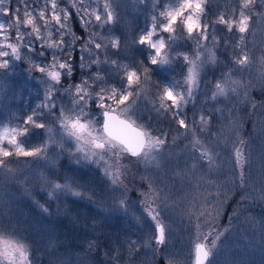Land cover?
Here are the masks:
<instances>
[{"label": "snow or ice", "instance_id": "6c2138e0", "mask_svg": "<svg viewBox=\"0 0 264 264\" xmlns=\"http://www.w3.org/2000/svg\"><path fill=\"white\" fill-rule=\"evenodd\" d=\"M114 3L115 0H0V76L7 75L15 61L26 59L28 72L40 73L41 83L45 85L43 101L23 117L15 118L17 123L0 121V177L13 175L15 169L11 165L18 163L19 158L48 159L51 146L63 151L65 143L71 141V154H79L76 163L95 164L102 172L107 186L100 190V202L110 198L112 211L126 215L129 201L125 180L131 174V167L143 164L147 168L151 163L159 168L165 146L174 132L171 142L186 141L183 152L187 157L176 175L184 179L191 176L197 187L207 183L217 188L211 200L201 194L198 203L189 202V207L183 210L190 221H196L194 264H215L214 250L223 235L215 228V221L222 215L229 193L224 191L227 185H215L203 176L197 178L195 172L205 163L209 170L216 165L220 155L217 149L222 142H231L225 137L224 128L239 135L242 121L235 115V105L216 107L222 100L239 96L241 88L247 98L254 81L233 79L235 73L248 71L258 62L259 74L264 79V53L257 60L247 48L245 36L254 17L264 18V0H234L225 10L215 12L209 7L211 0H151V23L131 40L127 37L122 40L109 27L116 23ZM74 17L87 32L86 38L76 35L71 25ZM219 33H226L229 38L222 41ZM221 48L227 53L226 61L218 55ZM125 49L138 51L141 58L129 57ZM217 65H223L220 75L197 110V93L202 83L208 87L203 74L207 67ZM77 67L81 73L79 81L65 87L64 81L74 79ZM177 68L181 70V79H169ZM153 73L164 79L153 81ZM58 96H67L69 103H58ZM141 99L148 101L149 111L158 119L168 120L169 130L153 127L151 116L146 123L141 122L138 107ZM190 103L193 104L191 116ZM214 114L228 121L219 133L211 131ZM34 135L46 138L31 145L29 138ZM231 159L238 171L229 183L235 188L238 180L239 187L245 189L241 199H247L251 193L246 190L247 158L242 147L234 144ZM41 179L50 185L47 195L51 200L61 195L75 198L85 195L81 191L84 186L68 177L60 182L41 174ZM140 179L143 199L138 219L150 221L145 246L154 242L159 250L171 234L160 210V202L167 196L153 179L147 176ZM86 191L90 202L97 197L95 189ZM259 198L264 199V185ZM202 224L208 226L207 232L200 230ZM32 243L21 235L10 210L6 212L0 205V264H34ZM121 243L126 246L128 257L124 258L120 248L112 247V264H120L122 259L124 264H132L133 252L140 248L139 241L127 239ZM94 244L89 241V249ZM49 246L55 247L51 241ZM192 251L190 248V256ZM178 256L161 253L166 264H181ZM60 264L68 262L61 260Z\"/></svg>", "mask_w": 264, "mask_h": 264}, {"label": "rangeland", "instance_id": "374dc122", "mask_svg": "<svg viewBox=\"0 0 264 264\" xmlns=\"http://www.w3.org/2000/svg\"><path fill=\"white\" fill-rule=\"evenodd\" d=\"M233 2L234 0H211L209 7L211 12L223 11ZM113 7L116 13V23L109 27L113 34L120 36L122 40L125 37L131 40L133 36L138 35L151 23L153 12L151 0H115ZM211 12L209 18H211ZM74 19L76 18L72 19L71 25L77 35ZM219 34L222 41L229 38L226 33ZM84 35L82 38L87 37V32L84 31ZM245 36L247 48L254 53L258 60L264 53V18L254 17L250 22L249 32L245 33ZM231 39H235V37H231ZM82 42L83 40L77 42V47ZM123 51L129 57L141 58L138 51L132 49ZM22 55L24 54L22 53ZM76 55L78 57L79 54ZM218 55L222 61L228 59L223 48L219 50ZM222 68L223 65H217L215 68L209 66L205 70L204 81L208 83V87L205 88L202 83L201 89L197 93L195 101L197 110L201 108L205 95L210 94L211 84L220 75ZM180 72L181 70L177 68L176 72L171 73L168 78L179 81L181 79ZM259 73L258 62L248 71L235 73L233 79H240L245 83L254 81L253 87L248 89L247 98L243 95L241 88L239 96H232L228 101L222 100L216 107L227 105L228 108H231L235 105L237 109L235 115L242 121L239 125V135H234L232 130L224 128L225 137L231 142H222L220 148L217 149L220 155L216 165L209 170L205 163L195 172L197 178L203 176L205 181H213L215 185H227L224 191L229 193V200L222 215L215 221V228L223 233L214 250L215 264H264V199L259 198L260 188L264 185V96L257 97L261 92L260 89L264 88V79H261ZM80 74V69H78L74 79L65 80L64 86L78 82ZM40 76L41 74L38 72H28L26 59L15 61L8 70V74L0 76V121L6 124H15L17 123L15 118L23 117L31 108L43 101L45 85L41 83ZM157 79L163 80L164 77L159 73H153L152 80ZM112 82L115 83V81ZM57 102L67 105L69 98L58 96ZM211 106L210 103L209 107ZM138 107L142 123H146L147 118L151 116L153 127L169 130V122L164 127L163 124L158 123L159 120L154 119L153 115L156 114L149 111L150 104L147 100L138 101ZM245 108L248 111L244 115ZM192 110L193 104L190 103L188 105L189 116H191ZM247 121L250 126H247ZM227 123L228 121L219 119L214 114L211 131L219 133L222 126ZM174 127L173 125L172 128ZM36 131L41 132L42 130ZM180 131L183 132L182 129ZM174 134V132L170 134L159 168L151 163L147 168L143 164L131 167V174L125 180L129 201V212L126 215L122 212L112 211L110 198L107 202H100V190L107 186L102 172L97 170L95 164L83 161L76 163L79 154H71V141L65 143L63 151L56 145L51 146L48 151V159L33 160V158L21 157L18 163H13L11 167L15 169L14 174L11 176L5 174L0 177V205L5 208L6 212L10 210L11 219L19 228L21 235L29 242H32L30 236L34 238L35 230L41 225L43 232L38 234L37 240L40 242L43 240L44 242L45 240L47 242L57 241L59 245L71 240L74 234L79 237L83 232L105 233L104 238L112 240L113 245L116 244L117 248H120L121 242L127 239L139 241L140 248L139 251L133 252L132 264H166L165 260L161 258V253L179 254L176 258L181 261V264H194L193 245L196 242V221L195 219L190 221L183 210L189 207V202L198 203L201 194L208 196L211 200L212 196L216 194L217 188L207 183L197 187L191 176L184 179L176 175L183 169L187 157L183 152L186 141L179 139L173 144L171 135ZM45 138L34 135L29 138V144H39ZM240 141L244 142L243 145H240ZM234 144L237 147H242L247 158L244 168L247 179L246 190L251 194L244 200L241 199V193L245 189L239 187L238 180L235 188L229 183L235 179L234 173L238 171L234 169L231 159ZM41 174L50 180H59L60 182H63L64 177L75 180L84 186L81 189L85 193L84 197L75 198L61 195L55 200L49 199L47 192L50 190V185L41 179ZM141 176L153 179L162 189L163 194L167 196V199L160 202V210L162 220L171 228V234L166 245L159 250H156L154 242L145 246V241L150 234V221L138 219L143 199L140 195ZM87 189L97 191V197L91 202L87 199ZM209 193L212 195L209 196ZM115 195L118 196L119 193ZM41 205L47 209V212L42 211ZM8 218L9 216L6 215L5 222ZM200 230L207 232L209 228L206 224H202ZM118 239L121 241L119 242ZM81 243L84 245L87 241L80 238L74 244L78 246ZM43 246L46 247L45 244ZM80 247L83 249H76L73 246L74 251H72L73 255H77L79 264H92V257L87 252H90V249ZM190 248L193 249L191 256ZM120 250L124 258L127 259L126 246L121 245ZM110 263L112 264V258ZM57 264L60 262L58 261ZM120 264H124L123 259Z\"/></svg>", "mask_w": 264, "mask_h": 264}, {"label": "trees", "instance_id": "16d2710c", "mask_svg": "<svg viewBox=\"0 0 264 264\" xmlns=\"http://www.w3.org/2000/svg\"><path fill=\"white\" fill-rule=\"evenodd\" d=\"M74 25H75V29L77 31V35L81 36L84 35V31L83 29L80 27L79 22L74 19L73 20ZM85 36V35H84ZM81 42V41H79ZM79 68L77 67V70ZM76 70V71H77ZM78 78V77H76ZM264 88L260 89L261 92H259L257 97H263L264 96V92H263ZM248 109L245 108V112L243 113L245 115V113H247ZM154 119L159 120V124H163L164 127H166V125L168 124L167 119L164 118H157L156 115H153ZM250 123L247 121V126ZM38 229L35 230V235L34 238H32L30 236L32 243V260L34 262V264H57L58 261L61 262V260L68 262V264H79V260L77 259V255H73L74 253L72 251H74L73 246L77 248H81L80 246L89 249V241H94L95 244L94 246L90 249V252L87 251L92 257V264H111L110 263V254H111V248L115 247L116 244L113 245L112 240H108L104 238V234L101 233H91V232H83L79 237H76V234H74L71 237V240H69L68 242H65L61 245L58 244L57 241L52 242L54 243L55 247H51L50 242H47L45 240H43V242H40V240H37V237L39 233H42L43 231L42 229V225L37 227ZM77 229V228H75ZM44 236V238L46 237L45 234H42ZM80 238H83V240L87 241L86 244H79L78 246L75 245L74 243L78 242ZM74 240V241H72ZM76 240V241H75ZM118 241L120 242L121 240L118 239ZM118 242V243H119ZM43 244L46 245L43 246ZM111 244V247L109 246ZM122 245V243H121ZM121 245H119V247L121 248ZM83 249V248H81ZM106 253H109V255H106ZM99 258V259H98Z\"/></svg>", "mask_w": 264, "mask_h": 264}, {"label": "flooded vegetation", "instance_id": "af4514ba", "mask_svg": "<svg viewBox=\"0 0 264 264\" xmlns=\"http://www.w3.org/2000/svg\"><path fill=\"white\" fill-rule=\"evenodd\" d=\"M77 48H79V47H77Z\"/></svg>", "mask_w": 264, "mask_h": 264}]
</instances>
